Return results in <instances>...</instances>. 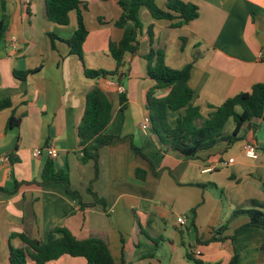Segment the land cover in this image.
<instances>
[{
	"label": "crops",
	"instance_id": "obj_1",
	"mask_svg": "<svg viewBox=\"0 0 264 264\" xmlns=\"http://www.w3.org/2000/svg\"><path fill=\"white\" fill-rule=\"evenodd\" d=\"M3 1L10 27L0 38V158L9 160L0 162V264H9L10 244L24 247L19 238H11L13 233L46 241L56 227L67 228L78 240H106L117 264L123 258L127 264H193L186 258L187 251L211 264H228L235 252L238 264H264V230L260 228L240 231L233 243L203 244L235 209H247L252 200L264 203V122L257 121V134L248 133L231 147L223 143L190 160L176 152L164 153L156 138L141 129L149 117L146 95L154 86L144 58L151 48L163 49L173 69L193 64L194 104L205 117L213 111L210 107H219L264 82V0H182L195 4L199 16L180 29H173L171 22L153 20L143 9L138 54L126 55L116 77L96 80L88 79L85 69L117 68L108 47L110 41L123 37V31L114 26L122 14L119 0H93L98 7L94 13L93 1L82 0L89 5L83 62L69 53L64 42L57 40L54 50L49 37L70 39L77 28L75 13L68 26H60L47 19L45 0H0V21ZM157 4L165 9L166 0ZM25 72L33 73L22 79L19 75ZM96 86L113 104L107 132L124 139L100 150L93 191L106 206L81 209L79 199L64 185L33 183L40 181L51 159L47 149H54L58 154L54 162L69 172L71 188L79 192L82 204L94 202L88 192L94 166L81 163L77 152L86 98ZM119 86L127 98L124 110ZM168 92L160 91L158 96ZM5 102L9 106L2 107ZM183 114L184 110H169L170 126L175 127ZM12 117L19 124L10 127ZM247 143L255 145L257 158L247 156ZM36 150L41 151L40 157L34 156ZM230 159L234 163L228 164ZM138 170L146 173L144 180L138 178ZM220 190L227 206L222 207ZM181 217L187 219L185 226L178 223ZM248 222L246 215L236 217L222 237L229 239ZM49 264L88 262L63 256Z\"/></svg>",
	"mask_w": 264,
	"mask_h": 264
},
{
	"label": "trees",
	"instance_id": "obj_2",
	"mask_svg": "<svg viewBox=\"0 0 264 264\" xmlns=\"http://www.w3.org/2000/svg\"><path fill=\"white\" fill-rule=\"evenodd\" d=\"M118 5L122 14L114 26L123 31V37L119 42L110 41L108 47L109 54L116 61L117 68L114 71L85 69V76L88 79L116 77L124 65L126 55L138 54L139 37L143 30L140 18L143 9L148 11L153 20L171 22L173 29H180L199 16V8L195 4L182 0H166L165 9L158 6L157 0H119ZM88 10V3L82 0H45V13L50 22L68 26L71 13H75L77 19V28L70 39L61 40L55 35H49L54 50L57 49V40L64 42L69 47V53L76 55L83 62V48L89 35L85 23V12ZM9 27L10 15L7 13L6 2L3 1L0 38L6 36ZM149 35L152 36L151 28H149ZM144 58L147 61V76L154 82V86L146 95V108L150 119L149 132L156 138L164 153L176 152L181 157L190 160L196 158L200 152L211 150L223 143L231 147L236 142L245 139L246 134H257L259 131L260 123L257 121L264 122V82L256 84L250 92L228 99L219 107H210L213 111L205 117L201 108L194 104V91L190 86L192 63L180 70L173 69L167 65L165 52L160 48H151ZM30 73L33 72H25L19 76L25 79ZM164 90H169L168 94L164 97L158 96V92ZM120 102L124 110L127 98L123 94L120 96ZM7 105L9 106V103L5 102L2 107ZM169 110H184V114L179 117L175 127L169 124ZM112 119V102L101 88L94 87L87 95L84 116L78 127L80 150L77 152L81 163H92L94 166V178L88 187L89 194L94 198L92 204H82L79 192L71 188L69 172L59 169L53 159L46 161L40 181L33 184L42 187L51 184L64 185L68 193L79 199L81 209L97 204L106 206V202L93 191V184L99 178L100 150L124 139L107 132ZM231 120L235 123V128L228 135L225 134V128ZM17 124L19 121L12 117L8 126ZM249 125H251L250 130H248ZM132 147L141 152V149L133 145ZM261 150L264 151V145ZM155 173L158 174V172ZM137 175L142 180L146 178V173L142 170H138ZM198 186L204 189L207 187L206 185ZM18 187L19 184L16 183L15 190ZM195 214L196 209H193L192 223H194ZM241 215L248 216L249 222L236 230L229 239L222 237L229 223ZM250 227L264 230V203L252 200L247 209H235L226 224L214 229L213 237L203 244L222 243L227 240L233 243L240 231ZM56 234H60V237L56 238ZM11 238H19L24 243V247L17 249L9 245V264H49L63 256L84 258L88 264H117L106 240L99 237L78 240L64 227L52 229L46 241L34 239L23 233H13ZM261 248L264 250V243ZM186 258L193 264H211L191 251H187ZM238 263L239 254L235 252L228 264ZM121 264H127L125 258L122 259Z\"/></svg>",
	"mask_w": 264,
	"mask_h": 264
},
{
	"label": "built area",
	"instance_id": "obj_3",
	"mask_svg": "<svg viewBox=\"0 0 264 264\" xmlns=\"http://www.w3.org/2000/svg\"><path fill=\"white\" fill-rule=\"evenodd\" d=\"M261 57L264 61V55L261 54ZM118 91L122 94L124 93V88L122 86H119L118 87ZM141 129L144 133H148L149 132V129H150V119L149 117H146L143 124L141 125ZM244 151L245 153L247 154V156L251 157V158H257V152H256V147L254 144L252 143H247L244 147ZM47 155L49 158L51 159H54V158H57L58 154L56 152V150L54 149H47L46 151ZM41 151L40 150H36L34 152V156L35 157H40L41 156ZM9 159L4 157V158H0V162H6L8 161ZM234 163V159H230L228 161V164H232ZM178 223L182 226H185L187 224V219L185 217H181V218H178Z\"/></svg>",
	"mask_w": 264,
	"mask_h": 264
},
{
	"label": "rangeland",
	"instance_id": "obj_4",
	"mask_svg": "<svg viewBox=\"0 0 264 264\" xmlns=\"http://www.w3.org/2000/svg\"><path fill=\"white\" fill-rule=\"evenodd\" d=\"M91 1H93V0H91ZM92 11H93V13L94 12H98V7L95 5V3H94V1H93V3H92ZM160 8H164V7H160ZM126 83H127V80H126ZM235 128V123L231 120L229 123H228V125L226 126V128H225V134H231V132H232V130ZM237 143V142H236ZM235 143V144H236ZM219 146V145H218ZM207 186H209L208 184H207ZM208 189H206V191H207ZM221 191L222 190H220V192H219V196H220V201L222 202V207L225 205V206H227V204H226V202H225V199H224V196L222 197L221 196ZM222 197V198H221ZM229 219V218H228ZM227 219V220H228Z\"/></svg>",
	"mask_w": 264,
	"mask_h": 264
},
{
	"label": "water",
	"instance_id": "obj_5",
	"mask_svg": "<svg viewBox=\"0 0 264 264\" xmlns=\"http://www.w3.org/2000/svg\"><path fill=\"white\" fill-rule=\"evenodd\" d=\"M250 128H251V125L248 126V129H250Z\"/></svg>",
	"mask_w": 264,
	"mask_h": 264
}]
</instances>
